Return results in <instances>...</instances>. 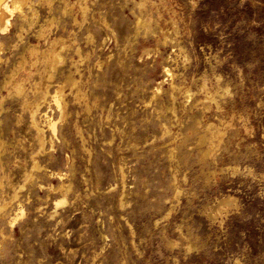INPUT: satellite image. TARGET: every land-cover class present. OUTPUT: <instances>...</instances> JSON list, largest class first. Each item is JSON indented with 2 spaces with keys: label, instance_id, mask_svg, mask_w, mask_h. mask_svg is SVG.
I'll list each match as a JSON object with an SVG mask.
<instances>
[{
  "label": "rangeland",
  "instance_id": "rangeland-1",
  "mask_svg": "<svg viewBox=\"0 0 264 264\" xmlns=\"http://www.w3.org/2000/svg\"><path fill=\"white\" fill-rule=\"evenodd\" d=\"M85 2L83 19L77 5L32 0L36 23L13 15L0 32V201L17 192L0 216V264H264V0H149L147 33L133 0ZM48 22V37L87 53L75 75L86 97L64 87L58 119L64 63L39 100L40 149L8 81ZM27 69L11 78L32 100L41 75ZM209 121L222 140L199 145ZM225 196L233 204L211 216Z\"/></svg>",
  "mask_w": 264,
  "mask_h": 264
},
{
  "label": "bare ground",
  "instance_id": "bare-ground-1",
  "mask_svg": "<svg viewBox=\"0 0 264 264\" xmlns=\"http://www.w3.org/2000/svg\"><path fill=\"white\" fill-rule=\"evenodd\" d=\"M41 1L45 2L48 6H51L52 2H53V0H41ZM60 1L62 2L65 11H69V10L71 11V10H73L72 7L74 5H77L79 7L78 9L82 13V18L83 19L85 18V16H86L85 12L88 8L85 0H77L76 2L73 1L74 3L70 2L69 0H60ZM148 2H149V0H137V1L133 0V6H134L133 8H136L138 14H135L134 11L131 12L135 15L134 17H135L136 30L144 29L146 31V33L147 32H153V29H152L150 21H149L150 19L148 18L147 14L144 15V10L146 9ZM150 2H151V0H150ZM13 15H18L19 17L26 20L30 27L33 26L34 22L36 23V21H33V20L36 18L37 12L35 11V9L32 6V0H0V32H5L7 30V27L10 25L11 17ZM72 21L74 23H77V19L73 15H72ZM154 22H155V20H154ZM105 24L108 27V24L107 23H105ZM51 25H52V22L41 23L38 25V37L44 38L45 45H43V46H40L38 44L27 45L26 53L20 54V56L16 60L17 62L13 66V69L10 71L11 74H10V78L8 81L10 89H12V91L17 93L21 97L22 105L28 112L27 116H29V125L35 134V137H36L35 139L37 140L36 143L38 144L40 149H42L45 145V135H44V130H43L44 126L41 125V122L38 119V114L40 113L39 104L41 103L39 100H41V98H45L47 96V94L49 93V80L54 76L55 72L58 71L60 69V67L64 65V63H66V62L68 63V68L66 69V73L64 72L65 74L63 76L62 82L60 84H58L56 89L51 94V99L54 102V104L57 108V111L59 110V114H58L59 118L58 119L60 121L61 120L63 121V119L66 116L67 101L65 99L64 87H68L69 93L72 94L75 98H77V100L81 99L85 96L84 92L79 87V80L77 78H75V75L80 76V74H81L80 64L87 57L86 56L87 53L84 54L83 50L76 44V38L74 36H73V38L72 37L69 38L68 36L66 37V35L64 37L63 35L58 34L57 36L55 35V37L53 36V38L48 37L49 31H50L49 27ZM165 38L166 37H164V41H165ZM105 39L106 38H104V41H105ZM2 50H3V42L0 41V61H5L7 58L4 59L1 56ZM69 51H72L73 55H75L77 58L75 59L73 56L68 57L67 53ZM69 53H71V52H69ZM31 68H35L36 72H35L34 76L32 74L34 71L32 72ZM25 69L28 70L29 77H31V76L35 77V75L37 73L41 75V76H39L40 81H39V79L37 82L33 81V79L31 80V82L33 83V84H31V92H30V93H32V95H31L33 97L32 100L29 96L30 94L28 95V90L25 89L24 79L23 78L18 79V80L15 79V81H13V79L11 78L15 72H17V71L19 72L20 70H25ZM164 73L166 75H170V76L172 75L171 71L166 67L164 68ZM160 83L157 84L158 87L153 91V96H156L157 92L159 91ZM171 86L172 87L174 86L173 82H171ZM207 98H209V97H207ZM204 99L206 100L205 97H204ZM84 106L86 107V105H84ZM42 116H43V114H42ZM45 118H46V114H45ZM45 122H46L48 128L54 132L56 122H54L51 118L46 119ZM202 126H204L205 128L203 129L204 130L203 133L200 134V136H198L199 138L197 137L198 138L197 141H199V143H200L199 145H202L203 143L213 145L221 139L223 133L220 130H222V129L216 128V126L214 125L213 122L209 121L206 124L202 123ZM170 137H172V136H170ZM1 146H2V143L0 142V149H1ZM200 151H201V148H200ZM212 151H213V149H212ZM201 153H203V152L201 151ZM203 156H206V154H203ZM38 167H39V164H38L36 158L34 156H32L31 157V170L28 173H26V176H25L26 181H28L29 179H31L33 177V175H34L33 172L35 169L37 170ZM2 180L0 181V187L3 185ZM62 187H63V185L61 184L57 187V189L62 190ZM12 192H13V194L9 197L8 201H6V200L0 201V216L6 214L9 205H11L13 203V201L16 199V197H17L16 190L14 189V191H12ZM64 200L65 199H63L59 203L63 202ZM233 202H234V199L232 197H230V196L223 197L220 201L217 202V204L214 207H212V211L210 213L211 216L215 217L216 215L221 214L223 212L222 210L231 206L233 204ZM17 218H15L11 222V225L14 223V221ZM3 219H5V218H3V216H2V220ZM8 219H5V220H7V222L10 223L8 221ZM0 220H1V218H0Z\"/></svg>",
  "mask_w": 264,
  "mask_h": 264
}]
</instances>
